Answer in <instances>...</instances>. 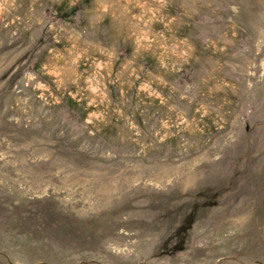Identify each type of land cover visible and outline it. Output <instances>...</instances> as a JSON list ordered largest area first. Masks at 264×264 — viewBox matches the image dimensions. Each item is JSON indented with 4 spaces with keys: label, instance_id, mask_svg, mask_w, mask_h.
Listing matches in <instances>:
<instances>
[{
    "label": "rangeland",
    "instance_id": "rangeland-1",
    "mask_svg": "<svg viewBox=\"0 0 264 264\" xmlns=\"http://www.w3.org/2000/svg\"><path fill=\"white\" fill-rule=\"evenodd\" d=\"M0 264H264V0H0Z\"/></svg>",
    "mask_w": 264,
    "mask_h": 264
}]
</instances>
